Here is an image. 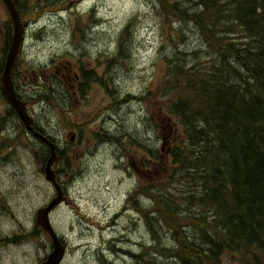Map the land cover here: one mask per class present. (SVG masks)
I'll return each mask as SVG.
<instances>
[{
    "label": "trees",
    "instance_id": "16d2710c",
    "mask_svg": "<svg viewBox=\"0 0 264 264\" xmlns=\"http://www.w3.org/2000/svg\"><path fill=\"white\" fill-rule=\"evenodd\" d=\"M71 1L43 0L40 5L37 0H14L23 23L30 24L42 12L65 8ZM150 1L162 34L165 26L173 30L168 24L172 20L179 25L175 36L185 40L183 32L191 25L202 41L199 53L203 50L205 56L179 55H193L194 61L165 56L162 82L149 95L159 100V113L172 118L176 131L165 149L162 179L145 189L152 191L153 217L144 219L152 245L145 254L133 255L134 262L264 264V0H196L193 13L190 0ZM126 26L108 63L128 58L123 46L134 26ZM0 29L3 41L10 42L8 18ZM5 52L0 50V62ZM199 58L209 62L202 64ZM26 92V105L36 98L47 106L63 107L48 87H27ZM147 124L151 127L150 120ZM148 152L153 160H161L158 150ZM177 188L184 191L182 196L175 193ZM160 232L170 244L162 243ZM38 233L44 235L34 227L7 243Z\"/></svg>",
    "mask_w": 264,
    "mask_h": 264
},
{
    "label": "rangeland",
    "instance_id": "374dc122",
    "mask_svg": "<svg viewBox=\"0 0 264 264\" xmlns=\"http://www.w3.org/2000/svg\"><path fill=\"white\" fill-rule=\"evenodd\" d=\"M190 1L193 6H190L189 11L193 13L196 0ZM17 2L23 4L22 0ZM7 18L0 4V23ZM128 23L130 28L134 26L129 40L127 38L123 46L128 58H122L115 64L108 63L106 58L116 54L120 33ZM168 24L173 30L179 27L172 20ZM23 26L25 42L21 57L27 64L21 69L28 78L35 73L38 79L42 73L40 67L49 68L53 65L52 61H69L104 76V84L113 82L107 84L108 90L105 85V97L100 103L101 94L97 92L91 94V103L87 108L73 109V121L81 128L90 119V127L97 124L99 115H102L103 120L96 127L84 128L80 144L77 139L72 154L79 155L78 165L73 169L59 166L65 173L63 183L68 188L69 198L49 220L67 246L62 264H135L133 255L151 246L152 237L144 221L139 220V215L132 213L135 219L120 215L131 193L138 202L142 196L137 198V195L150 197L151 191L145 190L146 185L162 179L167 166L165 149L171 144L170 138L176 131L172 118L159 113V100L149 95L162 82L165 56L183 61L195 60L193 55L189 58L179 55L199 53L202 41L197 30L191 25L185 28L183 33L187 37L184 42L177 39L174 31L166 26L163 35L150 0H72L67 7L42 12L34 22L23 23ZM83 29L84 33L81 34ZM178 47L181 49L178 50ZM200 51L199 55L203 57L204 52ZM197 61L202 64L209 62L205 58ZM30 67L37 70L27 73L25 70ZM107 107L109 114H106ZM52 112L49 107L40 104L33 107L30 114L35 122L39 121L47 128L50 136L57 137V143L64 148L68 131L62 121L66 120ZM147 118L153 123L152 127L148 124L144 127ZM100 129L104 130L100 136L106 140L103 144L94 142L91 135ZM149 148L160 150L161 160H153ZM94 152L97 155H93ZM146 160H153L148 165L149 175L146 177L145 172L143 177L136 175L131 162L138 167ZM24 162L15 169L7 164L0 166V173L4 176L2 189L7 199L10 198L14 203L19 215L18 221L7 217L0 220V229L7 235L26 236L30 233L36 226L34 211L51 198L52 190L44 182V177L38 181L35 177L37 167H31L32 161ZM182 192V189L177 188L175 193L182 196ZM160 233L164 237L162 243L170 244L165 232ZM50 251L51 242L45 234L23 238L18 243L0 249V264H39Z\"/></svg>",
    "mask_w": 264,
    "mask_h": 264
},
{
    "label": "flooded vegetation",
    "instance_id": "af4514ba",
    "mask_svg": "<svg viewBox=\"0 0 264 264\" xmlns=\"http://www.w3.org/2000/svg\"><path fill=\"white\" fill-rule=\"evenodd\" d=\"M22 1L24 4V0H22ZM42 1L43 0H39L40 5L42 4ZM13 2H14V0H13ZM0 4L4 7V10L6 11V14H7L8 11H7V8H6L4 1L0 0ZM14 4H15V2H14ZM7 17H8V14H7ZM0 32H1V29H0ZM0 39H1L0 50H6V52H5L6 56L3 55L2 56L3 58L1 59V62H0L1 63V67H0V94H1L0 95V100H1L0 101V166H3L5 164H7L8 162H10L7 164L8 167H12L13 169H15L14 167H16V166L18 167V164L22 163L23 161L28 163L31 160L32 165H35L37 167L36 174H35L36 178H37V180H40L41 177H43V173H41V172L43 171L44 166H45L47 160L49 159V157L51 155V153H50L51 152V146L48 144V142H51L55 146V150L57 153V160H58V161L56 160V162H54V164L52 165V167H53L52 169L54 170L56 182H57V184H58V186H59V188L62 191V194L64 196V203H65V202H67V200L69 198V193H68L69 191H68L67 186L63 183V178L65 176H64V173H62L63 170L58 169L59 165H62L64 167H70L71 169H73L75 166L78 165L79 155L75 154V153L72 154V152H73V150L77 144V139L80 140L79 141V144H80L82 135L84 133V128L86 127L85 129H89V128L96 127L99 125L100 120H103L102 115H99L98 118L96 119V121H98L97 124L90 127V122H91V119H90L86 123V125L83 126L84 128H81L79 125L75 124L73 121V118L75 116L73 109L82 110V109L87 108V106L91 103V94L97 93V92H99L101 94V97H99V101H98V103H100V101L102 99L104 100V97H105L104 96L105 85L111 84L113 82H110V83L107 82L104 84V79H103L104 76L96 73L93 70L83 69L79 64H77V62H69V61H64V62L58 61L55 63L52 61L53 65H51L49 68L40 67L39 70L42 71V73L39 74L38 79L35 77L36 76L35 73H32L30 75V77L28 78V76H26L25 72L23 73L22 69H21V66H24L27 64V63H25V61L21 57L22 53L24 52V42H25V39H24L23 43H21V45H20L18 55H17L15 62L13 64V68H12V72H11V84L13 86V90L15 92L17 99L23 105L26 106L29 115L32 117L31 127L33 129H32V131H29V130H27L26 126L19 120V118L16 114V111L11 107L9 101L7 100V98L5 96L4 90H3V85H2L1 79H2L4 69H5L7 52H8L11 41L7 43V42H4L1 37H0ZM73 56H74V54H73ZM35 70H37V69H35ZM35 70H33V67H30L29 69H26L25 71L27 73H29V72H32ZM38 80H40L39 83H37ZM116 82H115V84H116ZM27 87H29V89H34L37 91L43 87H45V88L48 87L52 93L53 100L57 104L64 103L63 107L62 108H55V106H47L46 104H43L40 100H37L36 98H34L33 103L26 105L23 102V100L25 98L24 94L27 90ZM115 87H116V85H115ZM83 88L85 90H83ZM106 90H108V85L106 86ZM83 91H84V93H83ZM53 93L58 94V95H55ZM80 94H82V97ZM57 96H60V97H57ZM40 104H42V106L49 107L53 111L52 113L59 115L60 119L66 120L65 122L62 121V123H64L66 125V130L68 131L67 143H66V146L64 148L61 146V144L57 143L58 140L55 137H51L47 133V130L42 126L41 122H39V121L35 122V118H33V116L30 114L33 107L38 106ZM11 111H12V113L10 114ZM48 113H49V111H48ZM106 114H109L108 113V107L106 108ZM11 121H12V123H11ZM94 122H95V120L93 119L92 123H94ZM1 129L4 131H2ZM13 130H15V131H13ZM102 131H104V130L100 129L96 133L95 132L91 133L94 142H96L98 144L106 143V140H104V137H100L103 135ZM25 132H26V134H25ZM10 135L12 137L14 136L15 138L13 137V139H12ZM17 135H19V136H17ZM42 136L47 137V139H48L47 143H46V141L42 142V140H43ZM22 138H24V139H22ZM8 139L9 140L12 139L13 141L12 140L11 141L13 143L11 141H9ZM19 141H21V142H19ZM18 143H19V145H18ZM25 144H26V147H25ZM40 148L42 149V151L39 150ZM22 150H24V151H22ZM63 154L66 156L63 157L62 156ZM95 154H96V152L93 153V155H95ZM12 156H14V157H12ZM59 156H61L62 160L59 158ZM11 157L13 158V160H11L12 159ZM16 158H18V159H16ZM75 158L77 159L76 162H74ZM17 161H19V163ZM61 161H62V163H61ZM152 161L153 160H146V163L141 162L138 167L135 164H133V162H131V167L135 171L136 175L143 177L144 176L143 172H145V175L147 177L150 173L148 165ZM12 164H14V165H12ZM38 169H40V170H38ZM65 172H68L67 169L65 170ZM3 177L4 176L1 172L0 173V220L3 219L4 217H7L12 221H15V220L18 221L19 215L17 213V209H16L14 203L11 201V199L10 198L7 199V196L2 189V186L4 185ZM46 185H48L50 187V189L52 190L51 191V198L48 201V203H49L51 200H53L56 197L58 191L53 184L46 183ZM138 186L139 185H137L136 188H138ZM151 188H152V185H146V189H151ZM134 192H136L135 186H134ZM132 194L133 193L130 194V196H129L126 204H125V207H126L125 211H123L121 213V216L122 215L126 216V215L131 214V213L151 211L150 209L143 208L142 206L139 209L137 208V205L143 204L142 200L145 203L148 199H150L149 196H146L144 198L143 194L139 195L140 197L142 196V199H140L139 202L137 203V200H134V196H132ZM131 199H133V201ZM48 203L37 208L34 211L33 215L36 217V211L38 209H40L41 207H45ZM59 207L60 206H57L55 209H53L49 213V218L54 214L55 210L58 209ZM86 217H88V216H86ZM35 227L38 228L39 226L36 225ZM44 234L48 235L47 233H44ZM37 235L39 236L40 233H38ZM15 236L19 237V236H21V234L7 235V234L3 233L0 229V242H2V244H0V249L5 247V246H8L9 244H11V245L14 244V243H7V241H9V239H11L12 237H15ZM51 246H52V243H51ZM44 260H45V258H44Z\"/></svg>",
    "mask_w": 264,
    "mask_h": 264
},
{
    "label": "water",
    "instance_id": "95a60500",
    "mask_svg": "<svg viewBox=\"0 0 264 264\" xmlns=\"http://www.w3.org/2000/svg\"><path fill=\"white\" fill-rule=\"evenodd\" d=\"M3 1L6 5L13 26V35L7 52L5 69L1 79L3 90L11 107L16 111L19 120L26 126L27 130L32 131L33 129L31 127L32 120L29 117L24 105L16 98V95L13 90V86L11 84V71L18 50L20 49V45L23 41L25 30H24V26L20 24L19 16L13 1L12 0H3ZM42 139L43 141L46 142L48 140L47 137L45 136H42ZM48 144L51 146V155L43 169L44 179L45 181L53 184L57 189L58 193L56 197L53 200H51L45 207H42L36 211V225L39 226L43 232L47 233L52 241L51 251L46 257L45 261H43L41 264H62L63 258L65 256L66 248L50 223L49 213L54 208H56L57 206L61 205L64 202V196L56 182V177L52 169V164L57 159L55 146L51 142H48Z\"/></svg>",
    "mask_w": 264,
    "mask_h": 264
},
{
    "label": "bare ground",
    "instance_id": "6f19581e",
    "mask_svg": "<svg viewBox=\"0 0 264 264\" xmlns=\"http://www.w3.org/2000/svg\"><path fill=\"white\" fill-rule=\"evenodd\" d=\"M71 1V0H70ZM94 11V10H93ZM155 12V11H154ZM93 13V12H92ZM91 20V19H90ZM129 24V23H128ZM127 27V26H126ZM125 28V27H124ZM182 42H184V40H182ZM181 42V43H182ZM202 43V42H201ZM182 46V45H181ZM178 50H180L181 48H177ZM206 51V50H205ZM204 52V51H203ZM235 55V54H234ZM204 56H205V52H204ZM123 57V56H122ZM119 60V59H118ZM118 60H117V62H118ZM108 62V61H107ZM258 65V64H257ZM229 80V79H228ZM94 84V83H93ZM86 86V85H85ZM87 87V86H86ZM83 90H85L84 88H83ZM90 90V89H89ZM57 92V91H56ZM55 92V93H56ZM89 92V91H88ZM27 93V92H26ZM25 93V94H26ZM55 93H53V94H55ZM61 93V92H60ZM83 93H84V91H83ZM24 94V95H25ZM88 94V93H87ZM1 95V94H0ZM55 95H58V94H55ZM65 95V94H64ZM81 95V97H82V94H80ZM31 96V95H30ZM50 96V95H49ZM61 96V95H60ZM60 96H57V97H60ZM45 97V96H44ZM55 97V96H54ZM50 98V97H49ZM34 99V98H33ZM46 99H48V98H46ZM53 99V98H52ZM56 99V98H55ZM29 100H31V99H29ZM45 100V99H44ZM137 100V99H136ZM1 101V100H0ZM47 102H49V101H47ZM11 120V119H10ZM43 120V119H42ZM9 121V120H8ZM7 121V122H8ZM145 121H149V119L147 118ZM10 122V121H9ZM14 122V121H13ZM151 122V121H150ZM11 123H12V121H11ZM2 124V123H1ZM37 124V123H36ZM12 125V124H11ZM38 125V124H37ZM43 125V124H42ZM45 125V124H44ZM7 126V125H6ZM9 126V125H8ZM17 126V125H16ZM153 126V123L151 122V127ZM14 127V126H13ZM144 127H145V125H144ZM2 128V127H1ZM9 128V127H8ZM17 128V127H16ZM47 129V128H46ZM2 130V129H1ZM8 130V129H7ZM11 130V129H10ZM36 130V129H35ZM42 130V129H41ZM2 131H4V130H2ZM13 131H15V130H13ZM12 131V132H13ZM150 131L153 133V130L150 128ZM40 132V131H39ZM11 133V132H10ZM18 133V132H17ZM16 133V134H17ZM20 133V132H19ZM45 133V132H44ZM47 133H49V132H47ZM46 133V134H47ZM7 134V133H6ZM24 134V133H23ZM22 134V135H23ZM25 134H26V132H25ZM39 134V133H38ZM41 134V133H40ZM12 135V134H11ZM10 135V136H11ZM21 135V134H20ZM42 135V134H41ZM17 136H19V135H17ZM9 137V136H8ZM14 137V136H13ZM13 137L11 136V138L13 139ZM22 137V136H21ZM52 137V136H51ZM15 138V137H14ZM17 138V137H16ZM49 138V137H48ZM57 138V137H56ZM11 139V140H12ZM22 139H24V138H22ZM9 140V139H8ZM11 140H9V141H11ZM32 140V139H31ZM56 140V139H55ZM13 141V140H12ZM11 141V142H12ZM25 141V140H24ZM39 141V140H38ZM48 141V140H47ZM148 141H150V140H148ZM19 142H21V141H19ZM42 142H43V140H42ZM53 142V141H52ZM60 142V141H59ZM13 143V142H12ZM15 143V142H14ZM29 143V142H28ZM32 143V142H31ZM35 143V142H34ZM38 143V142H37ZM47 143V142H46ZM41 144V143H40ZM65 144V143H64ZM18 145H19V143H18ZM34 146V145H33ZM40 146V145H39ZM25 147H26V144H25ZM81 147V146H80ZM46 149V148H45ZM39 150H41L42 151V149L40 148ZM22 151H24V150H22ZM38 151V150H37ZM45 151V150H44ZM160 151V150H159ZM97 152V151H96ZM48 153V152H47ZM51 153V152H50ZM95 153V152H94ZM98 153V152H97ZM42 154V153H41ZM44 154V153H43ZM19 155V154H18ZM22 155V154H21ZM97 155V154H96ZM45 156V155H44ZM48 156V155H47ZM66 156V155H65ZM65 156H63V157H65ZM12 157H14V156H12ZM11 157V158H12ZM62 157V158H63ZM69 157V156H68ZM23 158V157H22ZM15 159V158H14ZM16 159H18V158H16ZM21 159V158H20ZM19 159V160H20ZM60 159H61V157H60ZM68 159V158H67ZM11 160H13V158L11 159ZM62 160V159H61ZM58 161V160H57ZM18 163H19V161H17ZM22 162V161H21ZM30 163H31V161H29ZM5 163V162H4ZM8 163H10V162H8ZM7 163V164H8ZM25 163V162H24ZM61 163H62V161H61ZM60 163V164H61ZM99 163V162H98ZM97 163V164H98ZM54 164V163H53ZM12 165H14V164H12ZM68 165V164H67ZM33 166V165H32ZM31 166V167H32ZM60 166V165H59ZM17 167V166H16ZM20 167H21V165H20ZM15 168V167H14ZM53 168V167H52ZM63 168V167H62ZM21 169V168H20ZM59 169V168H58ZM61 169V168H60ZM59 169V170H60ZM35 170V169H34ZM38 170H40V169H38ZM63 170V169H62ZM66 170V169H65ZM119 170H120V168H119ZM19 171V170H18ZM36 171V170H35ZM57 171V170H56ZM70 171V170H69ZM59 172V171H58ZM61 172V171H60ZM14 173H16V172H14ZM22 173V172H21ZM39 173V172H38ZM41 173H43V171L41 172ZM63 173V172H62ZM35 174H36V172H35ZM65 174V173H64ZM72 174V173H71ZM17 175V174H16ZM21 175V174H20ZM62 175V174H61ZM35 177H36V175H35ZM63 177V176H62ZM40 178V177H39ZM38 181V180H37ZM61 181V180H60ZM45 182V181H44ZM64 182V181H63ZM62 183V182H61ZM43 184V183H42ZM46 186V185H45ZM48 186V185H47ZM49 188V187H48ZM152 192V191H151ZM130 194V193H129ZM133 196V195H132ZM149 196V195H148ZM151 196V195H150ZM128 198H129V196H128ZM142 199V198H141ZM144 204V207L143 208H148V209H150L151 211H147V212H137V213H133V214H135L136 216H138L139 215V220H143L144 221V219L146 218V219H150V218H152L153 216L151 215V213H152V204H151V199H148L147 201H146V203H143ZM145 204H147V205H145ZM142 206V204H139V205H137V208L139 209L140 207ZM121 210V209H120ZM123 211H125V208H123L122 209ZM118 213V212H117ZM119 214V213H118ZM121 216V215H120ZM128 217H133V219H135L134 218V216L132 215V213L131 214H128ZM141 217H143V218H141ZM137 218V217H136ZM141 218V219H140ZM120 219V218H119ZM127 219V218H126ZM131 220V219H130ZM136 221V220H135ZM118 222V221H117ZM141 222V221H140ZM131 223V222H130ZM142 225V224H141ZM142 227V226H141ZM141 227H139V228H141ZM138 228V229H139ZM143 229V228H142ZM139 232V231H138ZM146 232V231H145ZM147 232H148V230H147ZM148 234H149V236H151L150 235V233L148 232ZM11 239H13V238H11ZM152 239V238H151ZM61 241H62V243L64 244V246H65V248L67 249V246H66V244L64 243V241L61 239ZM11 243V242H10ZM14 243V242H13ZM149 243V242H148ZM5 244V243H4ZM11 245V244H10ZM142 247V246H141ZM143 248V247H142ZM141 248V249H142ZM147 248V247H146ZM145 248V249H146ZM140 249V248H139ZM149 249V248H148ZM150 250V249H149ZM142 251V250H141ZM114 252V251H113ZM116 252V251H115ZM123 252V251H122ZM146 252V251H145ZM145 252H144V254H145ZM119 254H120V252H119ZM118 254V256H120ZM127 254H128V252H127ZM122 256V255H121ZM127 256V255H126ZM129 256H131L130 254H129ZM129 256H127L128 257V259H129ZM123 258V257H122ZM132 259V258H131ZM152 259V258H151ZM43 261H45L44 260V258L39 262V264H41ZM131 261V260H130ZM130 263V262H129Z\"/></svg>",
    "mask_w": 264,
    "mask_h": 264
}]
</instances>
